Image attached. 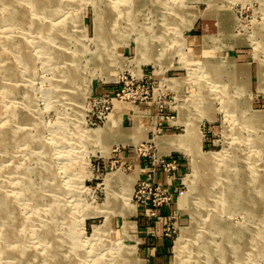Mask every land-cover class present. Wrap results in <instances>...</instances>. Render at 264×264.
<instances>
[{"label": "rangeland", "instance_id": "374dc122", "mask_svg": "<svg viewBox=\"0 0 264 264\" xmlns=\"http://www.w3.org/2000/svg\"><path fill=\"white\" fill-rule=\"evenodd\" d=\"M122 76L149 128L117 103L89 124ZM190 132L188 187L166 153ZM0 264H264V0H0Z\"/></svg>", "mask_w": 264, "mask_h": 264}, {"label": "built area", "instance_id": "2783aa9c", "mask_svg": "<svg viewBox=\"0 0 264 264\" xmlns=\"http://www.w3.org/2000/svg\"><path fill=\"white\" fill-rule=\"evenodd\" d=\"M122 78L116 82H111V84L116 85L122 80L121 87L118 86L115 88V86H113L112 88H109V86L104 84L99 93L95 92V94H92L91 92L93 97V106L91 110L94 108L96 111L92 112L93 117L89 123L90 125L100 126L101 123L103 124L107 119L108 114L112 111L114 101L120 100L135 103L137 100L141 99L140 95H144L145 98L149 96L148 88H144V85L141 86L137 79L136 81H134L133 78L128 80L126 76H122ZM139 80L143 81V78H140ZM165 104L166 102L159 103L157 113H159L160 118L168 117L164 116L162 113L160 114V112L163 111V108H165ZM175 164V162L169 161L167 165L173 168ZM133 188L132 199H135L137 205L141 206L143 213L148 215L149 212H151L150 215L156 216V210L161 202H163H157L155 199V194L152 191L156 190V188H154L146 178L136 181ZM165 233L166 235H169L167 232Z\"/></svg>", "mask_w": 264, "mask_h": 264}, {"label": "crops", "instance_id": "0c3cea01", "mask_svg": "<svg viewBox=\"0 0 264 264\" xmlns=\"http://www.w3.org/2000/svg\"><path fill=\"white\" fill-rule=\"evenodd\" d=\"M103 86H97L96 88H94V91L95 92H99L101 90ZM121 104L124 106L123 108V112H122V116H121V123L123 126L125 121L128 120L130 121V125L132 124L133 122V118H132V115L135 116V117H139L141 120H142V123L144 124L145 127H150V125L153 123L152 119L155 117L154 115V106H152V104H149V103H140L135 105V104H131L129 101H115L113 103V107H112V110L114 109V106L115 104ZM140 104H142L140 106ZM149 104V105H148ZM152 132L150 130H148V133H147V136H149ZM179 150H169V152H167L166 156L168 158V160L172 161V162H175L177 166H181L183 165V159H184V156L183 155H180L179 152H177ZM131 155H133L131 153ZM163 175V173L161 172L160 173V176ZM165 177H163V180H164ZM175 179H177L176 175L175 176H170V182L168 184L172 185V184H175ZM134 187V186H133ZM164 210H166L167 212V208H165ZM137 211V209H136ZM138 212V211H137ZM142 219V218H140ZM140 219L137 220V223L140 225ZM156 227V226H155ZM164 236H168L166 235V233H162L160 236L158 235H155V239H157V241L159 242V239H160V242L161 245L159 247H147V250L150 252L149 255H155L156 259L159 260V258H163V252L164 250L166 249V245L164 243Z\"/></svg>", "mask_w": 264, "mask_h": 264}, {"label": "bare ground", "instance_id": "6f19581e", "mask_svg": "<svg viewBox=\"0 0 264 264\" xmlns=\"http://www.w3.org/2000/svg\"><path fill=\"white\" fill-rule=\"evenodd\" d=\"M119 8V6H118ZM120 9V8H119ZM120 12V11H119ZM76 68V67H75ZM82 77V76H81ZM106 77V80L105 82H108L109 78L107 76ZM111 81V80H109ZM118 114V113H117ZM259 119V118H258ZM254 121V120H253ZM187 135V133L185 134ZM185 135L183 136H180V135H177L173 140H170L168 141V149L169 150H179V151H182L184 152L186 155H188L190 158H191V168L193 169V172L192 174H187L183 177L182 179V183L185 185V186H188V187H191L190 185L192 184V181H193V178H194V175H195V172H196V168L195 166H197V163L199 162V159H202V158H206L205 156V153H203L201 151V149L199 148V142H200V136L197 135H193L191 132H190V138L194 137L195 136V139H196V147H188L186 145V142H185ZM131 137V136H130ZM191 144V143H190ZM189 144V145H190ZM215 154V153H214ZM120 178V177H119ZM130 179V182L132 180V177L129 178ZM259 190V189H258ZM193 192V191H192ZM190 193V192H189ZM185 195V194H184ZM126 206V205H125ZM191 226V225H190ZM180 230H184L182 228V226L179 227ZM186 228V227H185ZM223 229V228H222ZM226 230V229H225ZM210 232V231H209ZM182 234V232H181ZM181 239H179L176 243V245L174 246V252H175V256L176 258L178 259L179 261V257H180V254L182 253V250L184 249V244L180 241ZM200 254V253H199Z\"/></svg>", "mask_w": 264, "mask_h": 264}]
</instances>
